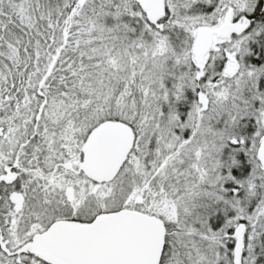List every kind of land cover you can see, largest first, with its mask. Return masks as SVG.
Here are the masks:
<instances>
[{
  "label": "snow or ice",
  "instance_id": "6c2138e0",
  "mask_svg": "<svg viewBox=\"0 0 264 264\" xmlns=\"http://www.w3.org/2000/svg\"><path fill=\"white\" fill-rule=\"evenodd\" d=\"M0 264H264V0H0Z\"/></svg>",
  "mask_w": 264,
  "mask_h": 264
}]
</instances>
